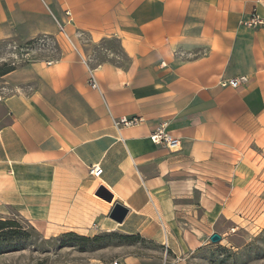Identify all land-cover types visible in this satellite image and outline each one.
I'll return each mask as SVG.
<instances>
[{
    "label": "crops",
    "instance_id": "obj_1",
    "mask_svg": "<svg viewBox=\"0 0 264 264\" xmlns=\"http://www.w3.org/2000/svg\"><path fill=\"white\" fill-rule=\"evenodd\" d=\"M253 12L264 20V0H0V41L47 39L58 54L0 77V209L162 248L122 246L98 264H185L223 225L264 230V29L242 24ZM132 117L143 122L114 125ZM161 123L179 147L150 142Z\"/></svg>",
    "mask_w": 264,
    "mask_h": 264
},
{
    "label": "rangeland",
    "instance_id": "obj_2",
    "mask_svg": "<svg viewBox=\"0 0 264 264\" xmlns=\"http://www.w3.org/2000/svg\"><path fill=\"white\" fill-rule=\"evenodd\" d=\"M57 55V47L47 39L24 44L0 41V72L8 67L17 69L54 60ZM27 217L18 207L0 209V220L13 222V231L0 237V264H98L99 260L110 262L116 256L113 250L122 246L133 247L125 254L147 258L158 256L162 249L139 236L130 239L126 238L130 237L128 234L118 232L73 233L91 239L77 241L68 233L43 231ZM220 231V242L209 241L206 247L182 255L185 264H264V230L247 231L223 225Z\"/></svg>",
    "mask_w": 264,
    "mask_h": 264
},
{
    "label": "built area",
    "instance_id": "obj_3",
    "mask_svg": "<svg viewBox=\"0 0 264 264\" xmlns=\"http://www.w3.org/2000/svg\"><path fill=\"white\" fill-rule=\"evenodd\" d=\"M67 16H69L68 13H66ZM242 24L248 28L252 29H264V20H262L255 12L251 13L250 16L245 19ZM58 29L60 33L70 42V40L67 37V34L64 30L63 25H58ZM71 44V42H70ZM72 45V44H71ZM72 48L76 51V48L72 45ZM82 62L85 64L86 61L82 60ZM245 79H234L229 81H222L220 82L221 87L229 86L231 88H237L241 81H244ZM88 85L93 90H99V87L92 76L91 72H89L88 77ZM143 122V119L141 117H132V118H121L117 121H114V125L117 127H132L139 125ZM149 140L154 145H161L169 150L174 149L176 147H179L180 143L178 139H175L172 137L169 133L166 132V124L161 123L157 125L152 132L149 135ZM102 171L98 166L91 167L90 174L94 177H99L101 175ZM116 264V263H113Z\"/></svg>",
    "mask_w": 264,
    "mask_h": 264
},
{
    "label": "water",
    "instance_id": "obj_4",
    "mask_svg": "<svg viewBox=\"0 0 264 264\" xmlns=\"http://www.w3.org/2000/svg\"><path fill=\"white\" fill-rule=\"evenodd\" d=\"M96 196L101 198L102 200L106 201V202H111L112 200V195L103 187L98 188L97 192H96ZM126 215V210H124L123 208L119 207V206H114L109 218L112 219L113 221L117 222V223H121L122 220L124 219ZM209 241L211 243H217L221 241V236L214 233L210 236Z\"/></svg>",
    "mask_w": 264,
    "mask_h": 264
},
{
    "label": "trees",
    "instance_id": "obj_5",
    "mask_svg": "<svg viewBox=\"0 0 264 264\" xmlns=\"http://www.w3.org/2000/svg\"><path fill=\"white\" fill-rule=\"evenodd\" d=\"M14 70L15 69H11V68L8 67V68H6V69H4L3 71L0 72V77H3V76L7 75L8 73H10V72H12ZM12 224H13V222H11L9 220H5V221L0 220V237L5 236L6 234H8V233H4L6 231H13L12 229H10V228H12ZM68 235L75 236V239L77 241L87 242V241L91 240V239H87L85 237H78V236L74 235L72 232L68 233ZM136 237L137 236H130V237H126V238L134 239Z\"/></svg>",
    "mask_w": 264,
    "mask_h": 264
}]
</instances>
